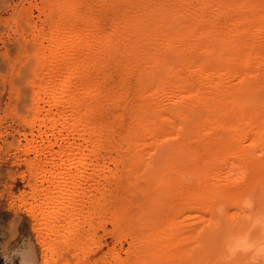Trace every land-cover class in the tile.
<instances>
[{
  "label": "bare ground",
  "instance_id": "1",
  "mask_svg": "<svg viewBox=\"0 0 264 264\" xmlns=\"http://www.w3.org/2000/svg\"><path fill=\"white\" fill-rule=\"evenodd\" d=\"M133 5L131 14L115 16L108 32L91 18L58 27L52 55L35 69L32 108L43 114L36 121L15 114L22 132L0 139V151H13V181L25 167V185L44 192L37 210L27 209L39 216L40 242L49 253L44 264L88 262L94 222L103 223L101 209L110 204L107 185L112 193L120 177L128 179L138 228L134 258L126 264L188 262L216 243L224 264L225 240L247 227L248 215L264 213V0ZM33 43L35 51L44 48ZM100 54L125 77L136 75L126 119L100 102L112 78L90 77L104 65ZM110 90L106 104L122 92ZM116 121L118 132L109 126ZM45 165L51 168L40 170L37 181L34 172ZM249 196L257 208H243ZM253 236L260 239L259 230ZM193 238L198 246L188 254Z\"/></svg>",
  "mask_w": 264,
  "mask_h": 264
},
{
  "label": "rangeland",
  "instance_id": "2",
  "mask_svg": "<svg viewBox=\"0 0 264 264\" xmlns=\"http://www.w3.org/2000/svg\"><path fill=\"white\" fill-rule=\"evenodd\" d=\"M133 1L0 0V139H4L7 133H14L15 130L22 132V123L20 119H16L15 114L17 116L19 114V116L25 115L27 120L34 121H36V118L42 116L43 113L36 114L32 108L34 92L37 91V86L34 84L36 78L35 69L44 58L52 55L49 43L55 37L58 27L63 23L68 26L69 21L76 17L82 19L91 18L93 21H96L98 28L102 31L106 30L104 32H108L114 18L121 17V14H131L135 11L136 7L133 5ZM34 34L38 35V42L31 40ZM33 42L37 44L41 43L44 48L39 52L35 51V48L39 45L33 47ZM16 52L17 56L14 57ZM100 55H102L99 56L100 60L105 57L104 61H100V63L104 64L101 66L103 68L106 67L104 70L101 66V69L99 67L98 71L97 68L96 70L94 69L95 72L93 71L90 77L98 78L101 75L106 76V74L108 79L110 76L112 77L109 79L110 82L109 80L106 82L108 83L106 84V88H102L100 102H103L102 105L105 104L106 108L110 107V111L107 108V112H112V116L118 114L120 117L122 116V118L126 119V115L130 110L127 106L131 105L129 103L131 100H134L132 94L134 88H136L134 86L136 85V75L132 74L135 77H131L128 74L125 77L122 69L119 70L120 67L115 66V63L113 64V61H110L106 54ZM7 58H12L11 63L8 65L6 64ZM117 71L119 73L122 72L118 74ZM42 72H47L46 67L42 69ZM128 76L129 78L131 77L130 80ZM122 77L123 80L127 79L129 81H123ZM127 82L132 84H127ZM124 83L125 85H123ZM120 86H126L127 92L124 88L123 92ZM118 87H120V91H117ZM110 89L113 91L116 89L117 93L122 92L121 94L118 93L119 95L117 94L119 98L114 97L111 100L112 103L108 100L106 104L104 100L108 98L106 95ZM120 95L129 98L123 97V100ZM126 101L127 104L125 103ZM111 104L114 106H111ZM124 107L128 112L124 111ZM123 111L126 113L125 115L124 113L123 115L121 114ZM117 124L118 122L116 121L109 125L114 132L122 129ZM105 129H103L104 132H110L109 127ZM9 139H11L10 136ZM12 152L4 153L0 151V264H22L23 258L28 261H26L27 264H44V260L48 259L49 253L48 250L44 249L43 242H40L38 232L39 216L36 217L27 211L30 205L37 210L44 192L39 189L33 192L32 187L25 185V181L20 177L21 175H26L25 167H22L18 171L21 172V175L18 174L14 181L11 179L10 170H13V168H11L12 160L9 158V154ZM148 152H150L148 158L153 156L152 149L148 150ZM38 168L39 170L34 172V178L37 181L40 180L38 172L42 169L49 170L51 167L45 165ZM46 183L45 181L42 184ZM107 187L110 188L109 197L107 196L110 204L101 209L103 223L94 222L95 237L90 243L92 255L88 259V262L84 264H115L111 261V259L115 258H119L121 262L126 264V261L130 263L134 258V247L137 246L135 233L138 228L135 223V206L133 205L132 192L129 191L128 179L126 177L117 179L112 185V193L111 186L107 185ZM247 198H250L254 202V208L258 207L256 206L258 203H256L254 197L249 196ZM54 239V241H59L61 238L59 235H55ZM196 240L197 238L188 240L186 249L188 254L198 246ZM218 244L212 245L211 250L202 254V257L199 259L193 258L188 262H186V259L181 263L176 258L174 259V264H221L216 256ZM48 264H53V261L49 260Z\"/></svg>",
  "mask_w": 264,
  "mask_h": 264
},
{
  "label": "clouds",
  "instance_id": "3",
  "mask_svg": "<svg viewBox=\"0 0 264 264\" xmlns=\"http://www.w3.org/2000/svg\"><path fill=\"white\" fill-rule=\"evenodd\" d=\"M244 209H253L254 202L246 198L243 202ZM222 210L221 208L218 211ZM246 215H248L246 213ZM259 230L260 239L253 233ZM224 264H232L237 257H245L247 264H264V213L256 216L248 215L247 227L242 228L237 234L229 236L224 242Z\"/></svg>",
  "mask_w": 264,
  "mask_h": 264
}]
</instances>
